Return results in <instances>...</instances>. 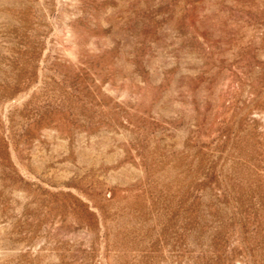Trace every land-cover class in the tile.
<instances>
[{
    "label": "rangeland",
    "instance_id": "374dc122",
    "mask_svg": "<svg viewBox=\"0 0 264 264\" xmlns=\"http://www.w3.org/2000/svg\"><path fill=\"white\" fill-rule=\"evenodd\" d=\"M0 264H264V0H0Z\"/></svg>",
    "mask_w": 264,
    "mask_h": 264
}]
</instances>
